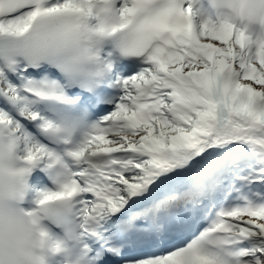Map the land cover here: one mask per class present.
<instances>
[{"label":"snow or ice","instance_id":"obj_1","mask_svg":"<svg viewBox=\"0 0 264 264\" xmlns=\"http://www.w3.org/2000/svg\"><path fill=\"white\" fill-rule=\"evenodd\" d=\"M185 4L0 0V127L71 160L87 264H264V44Z\"/></svg>","mask_w":264,"mask_h":264},{"label":"clouds","instance_id":"obj_2","mask_svg":"<svg viewBox=\"0 0 264 264\" xmlns=\"http://www.w3.org/2000/svg\"><path fill=\"white\" fill-rule=\"evenodd\" d=\"M202 23H227L253 44H264V0H190ZM101 24L115 17L103 3L95 5ZM49 172L59 191L71 179L67 157L52 158ZM34 162L26 159L13 130L0 127V264H87L81 241L82 221L74 201L33 196ZM53 225L61 226L57 238Z\"/></svg>","mask_w":264,"mask_h":264}]
</instances>
